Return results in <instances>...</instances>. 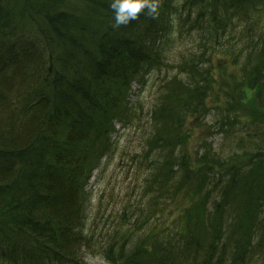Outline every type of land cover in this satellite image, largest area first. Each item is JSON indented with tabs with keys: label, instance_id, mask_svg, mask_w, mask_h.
I'll return each mask as SVG.
<instances>
[{
	"label": "trees",
	"instance_id": "trees-1",
	"mask_svg": "<svg viewBox=\"0 0 264 264\" xmlns=\"http://www.w3.org/2000/svg\"><path fill=\"white\" fill-rule=\"evenodd\" d=\"M76 1L80 7L72 0L17 6V30L38 36L47 60L19 66L16 76L3 70L1 86L18 92L0 100V230L65 264H80L84 253L108 264H264V0H187L195 12L185 23L200 40L174 67L195 79L165 83L143 157L154 173L148 195L175 206L170 226L158 221L162 209L145 221L124 216L101 226L95 217L85 226L82 190L114 152L115 123H134L130 79L151 57L139 41L119 34L143 27L142 13L113 28L111 0ZM217 52H229L236 71L205 79L202 65L214 63ZM0 56L6 64V50ZM13 62L9 67L18 65ZM216 95L219 102L211 105ZM209 121L235 144L226 160L206 141L191 152V133Z\"/></svg>",
	"mask_w": 264,
	"mask_h": 264
},
{
	"label": "rangeland",
	"instance_id": "rangeland-1",
	"mask_svg": "<svg viewBox=\"0 0 264 264\" xmlns=\"http://www.w3.org/2000/svg\"><path fill=\"white\" fill-rule=\"evenodd\" d=\"M72 1V5L81 6L76 0ZM19 2L20 0H0V48L2 51L6 50L7 54L4 58L7 60L6 64L0 56V95L5 96L0 100L6 102L13 97L10 94H16L18 90H13V88L10 90L11 88L1 86L3 85V74H5L3 70H14L13 73L16 76V71H19L24 64L30 66L47 60V50L43 41L35 34L20 33L13 22ZM3 11L7 14L5 18H3ZM194 12V7L189 8L187 0H160L159 14L156 18L146 17L148 19L145 18L147 22L143 23V27L139 25L138 29L133 32L123 35L122 30L119 31L122 37L139 41L151 60L143 63L130 79L129 102L136 106L134 123L129 127L115 125L116 132L111 137L115 151L101 161L100 168L94 171L90 181L82 190L85 198L84 206L90 218L85 221V226L95 217L97 218L95 224L98 225L99 222L101 226L120 222L124 216H127L132 223L145 221L160 209L162 212L157 217L160 218L159 222L164 220L170 226L176 218V213L169 215L175 206L148 195L146 190L154 173L148 167V163H143V157L147 149L145 135L150 124V114L161 103V99H166L165 83L176 76L174 66L178 65L183 58L188 57L189 51L197 50L200 35L196 31L189 32L185 23L187 17L193 15ZM149 24L155 26L152 31L149 30ZM218 46L221 45L218 44ZM218 52L214 63L202 65V75L205 79L211 78L212 73L219 81L218 75L224 71L228 74L236 71L231 62L230 53L223 55ZM9 59L15 61L13 63H18V67L16 65L9 67ZM125 65L127 64H124V67ZM35 78L36 76L33 77ZM181 79L194 82L195 77H188L185 74L181 75ZM223 87L224 85L217 92L219 96L225 92ZM40 93L43 96L49 95L47 91ZM217 98V95L214 96L210 104L214 105L219 102ZM24 109L25 107L21 112L27 114ZM242 112L245 113L243 108L240 109L239 114L241 115ZM213 124L214 122L206 129H196L191 133V152L195 154L201 142L206 141L207 145L212 143V149H215L219 155L223 154L226 160L234 154L235 144L234 142L229 143L220 134H216L217 131L212 127ZM0 131H3V128ZM63 132L68 135L72 133V130L64 127ZM65 145L68 146L66 141ZM67 153L75 155L73 149L67 150ZM220 157L223 160V157ZM2 182L0 178V192ZM1 200L2 194L0 193V205L3 204ZM3 227L8 228L9 226L3 225ZM3 262L4 264H65L43 251L42 247L29 239L21 238L17 234L8 236L0 230V264ZM79 262L80 264H108L102 257L89 253H84Z\"/></svg>",
	"mask_w": 264,
	"mask_h": 264
},
{
	"label": "clouds",
	"instance_id": "clouds-1",
	"mask_svg": "<svg viewBox=\"0 0 264 264\" xmlns=\"http://www.w3.org/2000/svg\"><path fill=\"white\" fill-rule=\"evenodd\" d=\"M114 13L113 28L128 25L143 13L146 17L156 18L159 14L160 0H111Z\"/></svg>",
	"mask_w": 264,
	"mask_h": 264
}]
</instances>
